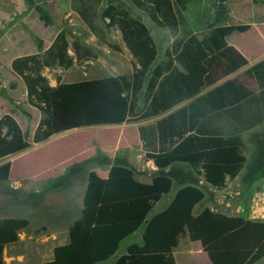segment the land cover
I'll return each mask as SVG.
<instances>
[{
    "label": "trees",
    "instance_id": "16d2710c",
    "mask_svg": "<svg viewBox=\"0 0 264 264\" xmlns=\"http://www.w3.org/2000/svg\"><path fill=\"white\" fill-rule=\"evenodd\" d=\"M26 1L36 7L46 25L53 24L43 4ZM227 1L216 0V20L209 24L206 34L200 37L187 30L158 62L154 37L132 6L144 10L156 24L178 30L188 24L185 12L189 0H131L132 6L123 0H72L92 32L103 33L99 18L108 29L121 31L134 57L133 71L130 75L106 74L77 81L58 79L54 86L43 72L46 67L57 64L70 68L97 55L79 40L71 43L66 28L48 47L32 34L38 52L15 57L11 67L24 81L28 103L41 116L32 141L13 113L0 117V160L69 130L158 116L248 65V58L229 43L228 37L236 31L246 32L250 26L221 24L230 14ZM247 73L257 81L259 92L230 79L167 117L140 125L145 157L152 159L161 173L152 183H142L125 160L116 161L107 178L91 171L81 217L70 228V242L55 248L53 260L38 264L105 262L146 222L144 243L129 245L127 254L116 264H177L174 249L186 235L201 242L212 264H257L263 259L264 222L210 207L195 215L196 205L206 197L198 186L182 187L166 209L148 219L154 205L173 187V178L165 171L170 166L187 163L203 170L206 181L219 190L227 186L228 177L233 179L242 171L247 158L241 135L225 136L200 119L212 112L227 113L245 129L264 121V59ZM11 168V161L0 165V183L10 179ZM29 224L26 218L0 219V264H4L6 245L17 242Z\"/></svg>",
    "mask_w": 264,
    "mask_h": 264
},
{
    "label": "rangeland",
    "instance_id": "374dc122",
    "mask_svg": "<svg viewBox=\"0 0 264 264\" xmlns=\"http://www.w3.org/2000/svg\"><path fill=\"white\" fill-rule=\"evenodd\" d=\"M35 1L43 4L49 11L54 20L53 24L46 25L40 18L36 7L31 6L26 0H0V117L5 113H13L24 131L29 135L30 141H32V135L41 114L28 103L24 81L15 74L11 62L17 56L38 52L36 40L32 34L42 38L45 47H48L57 33L66 28L71 43L79 40L82 44L89 46L97 55V58L91 60L75 62L70 68H64L57 64L46 67L43 72L54 86L58 84V79L77 81L106 74L130 75L133 71L134 61V57L127 48L119 29H108L102 19L99 18L98 23L103 33L97 35L92 32L76 12L72 0ZM123 1L131 5V0ZM189 1L185 12L188 24L178 30L156 24L144 10L131 5L133 13L142 17L148 25L159 51V60L164 56L165 50L177 38L183 37L187 30L202 37L208 32L209 24L215 22L216 0ZM226 4L230 14L228 19L221 24L250 26L246 32H234L228 38L229 42L235 44L252 62L263 58L264 0H228ZM110 44L119 46L120 49L116 50ZM70 52L75 55L72 48ZM213 125L228 128V124L219 122V118L214 119ZM126 129L128 128L123 125L89 126L53 136L20 154L9 157L14 159V179L25 172H37L46 164L71 162L87 157L93 152L96 153L95 161L103 164H105L104 158L106 160L110 158L113 163L120 161L121 156H125V161H127L126 158L139 159V152H136L134 144L123 132ZM247 143L248 166L256 170L255 173L258 175H264V154L262 155V151L253 145L257 143L256 140L250 138ZM111 156L115 158H111ZM171 174L174 176V171ZM259 186L264 187V182L250 187L249 198L242 203L246 211L241 216H247L250 196ZM174 187H177L176 183ZM232 189L233 187L222 190L219 194L224 195ZM233 192L235 191L233 190ZM4 213V211H0V216L4 217L3 215H6ZM185 240L189 242L191 250L178 254V261L181 264H200L199 251L196 250L200 242L191 241L189 238ZM125 244H121L118 252L124 250ZM258 264H264V258Z\"/></svg>",
    "mask_w": 264,
    "mask_h": 264
},
{
    "label": "crops",
    "instance_id": "0c3cea01",
    "mask_svg": "<svg viewBox=\"0 0 264 264\" xmlns=\"http://www.w3.org/2000/svg\"><path fill=\"white\" fill-rule=\"evenodd\" d=\"M229 43L236 46L231 42ZM242 53L247 57L244 52ZM247 58L249 60L248 65L228 75L216 85L207 88L199 95L186 99L158 116L142 119L137 122L121 124L128 128L123 132L126 133L129 140L134 144L136 152L140 154L139 159L132 160L131 158H126L129 166L134 169L138 181L150 184L153 182L154 177L161 173L155 162L145 157L143 142L139 134V126L155 123L167 117L171 113L189 105L196 98L213 89L215 86L230 79L244 85L253 92H259L260 89L257 81L247 73V70L252 65L263 60L264 57L253 62L249 57ZM163 59L164 56L162 59H158V62ZM215 118H219V122L221 123L228 124V128L213 125ZM200 121L206 122L210 128L219 131L225 136L239 133L244 141L245 156L247 158L246 164L235 178H227V186L222 189L226 190L233 187L232 190L224 193L233 195V197L229 198L231 205L228 206L223 201V195L219 194L222 190H219L206 181L203 170H196L187 163H177L165 170L173 178L171 191L164 194L154 205L148 219L166 209L175 198L177 192L189 184L202 188L206 193L205 199L196 205L194 209L195 215H198L207 207L227 215H237L235 209L239 203H243L249 198L248 192L250 187L264 182V175H258L255 173L256 170L248 166L249 158L247 157V140L250 138L257 141L253 145L262 151V155L264 154V121L245 129L241 127L239 120L229 114L216 112L210 113L208 117L200 119ZM95 156L96 153L93 152L88 154L87 157L75 159L71 162L61 164L49 163L42 166L37 172H25L15 179L14 159H10L9 157L11 156H9L0 160V165L8 161L12 162L10 179L0 183V211H4V214H6L3 215L4 217L0 216V219L26 218L30 222L27 228L21 230L17 242L6 245L3 253L4 264H38L48 262L54 259L55 248L57 246L70 242V228L81 217L83 211L89 173L96 171L102 178H107L112 165L115 163L113 161H110L109 164L97 162V160L95 161ZM111 158L115 157L111 156ZM121 158V160H124L125 156H121ZM121 160L119 162H122ZM172 171H174V176L171 174ZM175 183L177 184L176 188L174 187ZM12 210L13 213H11ZM146 225L147 222L136 233L122 242L126 243L122 252H117L111 259L98 264H116V261L122 255L127 254L129 245L132 243L143 244ZM187 238L190 239L189 236H183L180 239L179 245L174 249V257L177 264H181L178 261L177 255L182 254L181 252L186 250H191L189 242L187 240L184 241ZM196 250L199 251L200 264H212L208 254L203 250L201 242Z\"/></svg>",
    "mask_w": 264,
    "mask_h": 264
},
{
    "label": "built area",
    "instance_id": "2783aa9c",
    "mask_svg": "<svg viewBox=\"0 0 264 264\" xmlns=\"http://www.w3.org/2000/svg\"><path fill=\"white\" fill-rule=\"evenodd\" d=\"M231 197H233L231 194L223 195V201H225L228 206L231 205L229 201V198ZM245 211L246 209L243 207L242 203H239L235 209V213H237V215H241ZM246 218L253 221L264 222V187H257L250 196V203Z\"/></svg>",
    "mask_w": 264,
    "mask_h": 264
}]
</instances>
